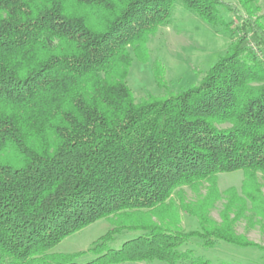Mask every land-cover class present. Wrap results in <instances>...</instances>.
Returning a JSON list of instances; mask_svg holds the SVG:
<instances>
[{
	"label": "trees",
	"instance_id": "trees-1",
	"mask_svg": "<svg viewBox=\"0 0 264 264\" xmlns=\"http://www.w3.org/2000/svg\"><path fill=\"white\" fill-rule=\"evenodd\" d=\"M259 1L237 0L240 17L223 0H0V264H211L192 247L264 250L236 231L264 232ZM177 4L232 44L196 88L136 102L132 57L147 60ZM236 172L240 191L222 194L218 176ZM101 220L110 229L85 251L52 253Z\"/></svg>",
	"mask_w": 264,
	"mask_h": 264
},
{
	"label": "rangeland",
	"instance_id": "rangeland-1",
	"mask_svg": "<svg viewBox=\"0 0 264 264\" xmlns=\"http://www.w3.org/2000/svg\"><path fill=\"white\" fill-rule=\"evenodd\" d=\"M223 1L239 11L237 16H244V12L238 7L237 0ZM255 6H258L259 10L254 15V19H260L264 27V0H260ZM223 16L227 21L233 22L234 26L240 23L239 17H234L227 11L223 12ZM231 44V36L214 30L195 15L186 11L182 5L177 4L173 11L171 24L161 28L150 39L147 45V60L143 62L132 57V64L126 80L127 86L132 91L136 102L149 96L160 98L192 90L201 84L208 71L224 57ZM155 68L160 69L162 74L161 84H158L155 79ZM260 181L264 184L263 179ZM217 182L218 189L222 194L229 189L239 192L243 175L241 172L220 175ZM204 193L205 191L202 189L201 194ZM186 196L188 200H193L195 197L189 190L186 191ZM223 203L224 201H219L210 214L217 222L220 221L219 212ZM197 227L195 219L186 215L182 216L184 232L195 231ZM109 229L110 225L106 221L95 222L65 239L52 250V253L68 254L85 251ZM236 231L250 242L264 246V232L259 227L251 229L244 221H241L236 225ZM132 237H135V234H121L110 246L117 249L122 242ZM192 248L196 251V256L208 260L211 264H264V250L257 248H240L226 243H219L213 249L194 246ZM89 259L90 256L87 255L82 261ZM150 264L164 263L155 261Z\"/></svg>",
	"mask_w": 264,
	"mask_h": 264
}]
</instances>
